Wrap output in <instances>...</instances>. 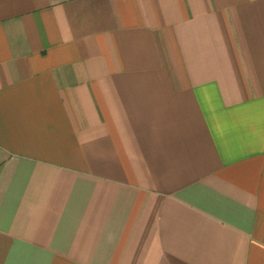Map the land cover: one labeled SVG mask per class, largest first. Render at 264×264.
I'll return each instance as SVG.
<instances>
[{"label":"crops","instance_id":"crops-1","mask_svg":"<svg viewBox=\"0 0 264 264\" xmlns=\"http://www.w3.org/2000/svg\"><path fill=\"white\" fill-rule=\"evenodd\" d=\"M0 264H264V0H0Z\"/></svg>","mask_w":264,"mask_h":264}]
</instances>
